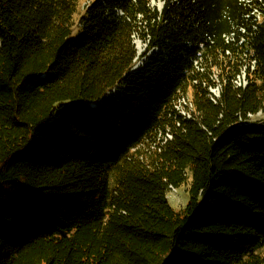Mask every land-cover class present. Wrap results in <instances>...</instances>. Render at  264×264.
<instances>
[{"label": "trees", "instance_id": "16d2710c", "mask_svg": "<svg viewBox=\"0 0 264 264\" xmlns=\"http://www.w3.org/2000/svg\"><path fill=\"white\" fill-rule=\"evenodd\" d=\"M80 2L0 0V264H264L258 0Z\"/></svg>", "mask_w": 264, "mask_h": 264}, {"label": "built area", "instance_id": "2783aa9c", "mask_svg": "<svg viewBox=\"0 0 264 264\" xmlns=\"http://www.w3.org/2000/svg\"><path fill=\"white\" fill-rule=\"evenodd\" d=\"M258 6H254L251 9L250 14L254 17L257 18L258 20L262 19V16L264 14V1L263 0H258ZM242 32H244V28L241 27L240 28ZM223 38L225 39L226 42H231V41H235L236 39V35L234 31L228 32V33H224L223 34ZM244 39V37H240L239 42H241ZM227 54H231L230 50H227ZM204 57H202V54L199 55L193 62V65L196 69H203L204 67ZM251 69L254 68L255 66V61L252 60L251 62ZM233 82L237 85V86H245L247 84V77H246V72H245V67L243 68V70L237 75V77L234 78ZM210 91L216 96L219 97L220 95V87H210ZM186 106V107H185ZM174 108L184 117H190L191 116V112H192V108L193 105L191 103V101L189 100L187 95H180L177 99V101H175L174 103ZM262 114H264V109L263 110H259L257 113L253 114V113H248V118L251 120L261 116ZM164 139V142L167 139H170L172 137V135L170 134L169 131H166L164 136H161ZM171 190H176V188L170 186V191Z\"/></svg>", "mask_w": 264, "mask_h": 264}, {"label": "rangeland", "instance_id": "374dc122", "mask_svg": "<svg viewBox=\"0 0 264 264\" xmlns=\"http://www.w3.org/2000/svg\"><path fill=\"white\" fill-rule=\"evenodd\" d=\"M90 0H81L80 5H79V9L78 12L75 15L74 18V28H73V32L74 34L76 33L77 29H78V25H79V16L82 13V11L85 8V5H87L89 3ZM162 4H163V0H150V6H154L158 9L162 8ZM133 42L135 45V48L137 50V60L136 63L133 67L134 70L138 69L141 67L142 65V57H140V54L145 50L146 48V43H144L140 38L137 37V35L133 36ZM264 118V114H262L261 116L253 119V120H259ZM187 187L185 186H181L180 188H177L176 190H171L168 192L167 194V199L169 201V203L177 209L182 208L186 202L188 201V193H187Z\"/></svg>", "mask_w": 264, "mask_h": 264}]
</instances>
